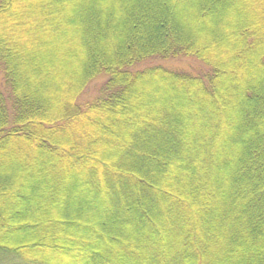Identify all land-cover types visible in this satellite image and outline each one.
Listing matches in <instances>:
<instances>
[{
	"label": "trees",
	"instance_id": "obj_1",
	"mask_svg": "<svg viewBox=\"0 0 264 264\" xmlns=\"http://www.w3.org/2000/svg\"><path fill=\"white\" fill-rule=\"evenodd\" d=\"M0 264H264V0H0Z\"/></svg>",
	"mask_w": 264,
	"mask_h": 264
},
{
	"label": "rangeland",
	"instance_id": "obj_2",
	"mask_svg": "<svg viewBox=\"0 0 264 264\" xmlns=\"http://www.w3.org/2000/svg\"><path fill=\"white\" fill-rule=\"evenodd\" d=\"M193 22H196L195 19L191 18L189 19V22H186L185 25L186 26H190L191 24L190 23H193ZM149 64H152V65H161V66H164L166 68H172V69H181V70H184V71H187L191 74H196L198 73L199 71L203 70V65L198 62L196 59L194 58H178V59H173V60H164V61H161V60H156V61H150V62H145L143 63L141 66H145V65H149ZM100 83V80H95L93 81L89 88H88V91L83 95V97H81L80 99H88V98H91L94 94H95V89H96V86ZM26 182V181H25ZM94 203L91 202V205H93ZM94 207H95V211L99 212L100 209L102 210V205H95L94 204ZM94 218L95 220H98V216L94 215ZM72 255V259H76L77 255L76 254H71Z\"/></svg>",
	"mask_w": 264,
	"mask_h": 264
}]
</instances>
